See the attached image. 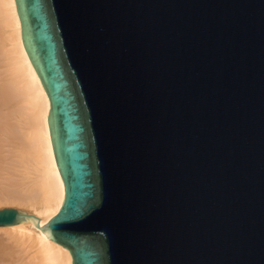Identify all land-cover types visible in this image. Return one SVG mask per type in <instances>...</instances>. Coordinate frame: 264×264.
<instances>
[{
    "label": "water",
    "instance_id": "water-1",
    "mask_svg": "<svg viewBox=\"0 0 264 264\" xmlns=\"http://www.w3.org/2000/svg\"><path fill=\"white\" fill-rule=\"evenodd\" d=\"M15 4L65 195L0 228L72 264H264V0Z\"/></svg>",
    "mask_w": 264,
    "mask_h": 264
},
{
    "label": "bare ground",
    "instance_id": "bare-ground-1",
    "mask_svg": "<svg viewBox=\"0 0 264 264\" xmlns=\"http://www.w3.org/2000/svg\"><path fill=\"white\" fill-rule=\"evenodd\" d=\"M0 66V206L30 212L41 226L58 213L65 192L50 138L49 98L24 48L15 0H0ZM2 230L13 245L0 241L1 264H72L69 250L30 220Z\"/></svg>",
    "mask_w": 264,
    "mask_h": 264
},
{
    "label": "rangeland",
    "instance_id": "rangeland-1",
    "mask_svg": "<svg viewBox=\"0 0 264 264\" xmlns=\"http://www.w3.org/2000/svg\"><path fill=\"white\" fill-rule=\"evenodd\" d=\"M0 68L1 69H3L2 68V66H0ZM1 69H0V72H1ZM4 76V74H3V71H2V74L0 73V82H2V77ZM5 207H7V206H0V209H2V208H5ZM8 207H11V206H8ZM16 208V207H15ZM8 233V232H7ZM6 236V237H5ZM3 237V239H1ZM8 237V238H7ZM10 236H9V233H8V235H6V230H2V231H0V241L2 242L3 241V243L5 244V245H8V246H10V245H13V243H12V239H11V237L9 238ZM7 238V239H6ZM11 239V240H10ZM8 241H9V244H8ZM11 262V263H10ZM10 262H2V264H12V261H10ZM14 263L13 264H20L19 262H15V261H13ZM22 262H24V259H23V261ZM1 264V263H0Z\"/></svg>",
    "mask_w": 264,
    "mask_h": 264
},
{
    "label": "snow or ice",
    "instance_id": "snow-or-ice-1",
    "mask_svg": "<svg viewBox=\"0 0 264 264\" xmlns=\"http://www.w3.org/2000/svg\"><path fill=\"white\" fill-rule=\"evenodd\" d=\"M82 243H83V241H82Z\"/></svg>",
    "mask_w": 264,
    "mask_h": 264
}]
</instances>
